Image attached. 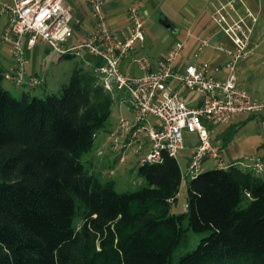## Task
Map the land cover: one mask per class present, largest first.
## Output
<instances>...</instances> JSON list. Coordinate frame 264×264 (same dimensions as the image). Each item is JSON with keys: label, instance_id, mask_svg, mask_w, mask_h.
<instances>
[{"label": "trees", "instance_id": "obj_1", "mask_svg": "<svg viewBox=\"0 0 264 264\" xmlns=\"http://www.w3.org/2000/svg\"><path fill=\"white\" fill-rule=\"evenodd\" d=\"M2 72L0 264H264L263 179L235 165L200 172L174 214L182 172L162 153L138 166L142 187L117 193L80 160L113 105L93 73L77 67L59 95L15 99ZM188 232L208 236L174 263Z\"/></svg>", "mask_w": 264, "mask_h": 264}, {"label": "built area", "instance_id": "obj_2", "mask_svg": "<svg viewBox=\"0 0 264 264\" xmlns=\"http://www.w3.org/2000/svg\"><path fill=\"white\" fill-rule=\"evenodd\" d=\"M235 1L219 5L212 15L213 28L226 42L215 47L222 60L181 66L177 59L185 42L175 43L155 61L137 51L145 40V12L139 5L127 9L126 26L112 27L105 9L108 0H84L89 17L82 19L75 17L67 0H0V16L5 17L1 39L10 48L2 79L17 88L42 85V77L25 71L26 52L36 46L79 57L118 108L125 107L130 114L121 115L109 132V146L119 152V161L131 149L140 152L145 146L148 151L139 165L159 162L162 153L176 159L184 149V135L194 134L198 143L182 178L193 179L206 159L226 169L231 165L224 163L221 142L211 141L209 127L228 125L239 114L264 112V99L238 81V64L249 54L251 28L246 19L249 12L238 15ZM209 46L208 37L199 38L192 56L198 59ZM134 68L140 76L134 75ZM220 71L225 72L224 78L214 76ZM182 91L195 92L196 105H187ZM244 169L259 177L263 160L253 156Z\"/></svg>", "mask_w": 264, "mask_h": 264}, {"label": "rangeland", "instance_id": "obj_3", "mask_svg": "<svg viewBox=\"0 0 264 264\" xmlns=\"http://www.w3.org/2000/svg\"><path fill=\"white\" fill-rule=\"evenodd\" d=\"M139 3L140 0H122L121 5L123 6V9H125L124 11H127L128 7L131 5H139ZM146 8L148 9V12L146 11L147 17L145 19L144 26V39H146L145 53L150 56V49L152 48V45L147 46V44H153L156 49H159L160 46L165 47L166 45H169L174 37L160 24L161 18L158 10L153 11L150 6ZM170 9H172L171 6ZM167 15H169L172 20L174 19L172 14ZM4 24L5 17L0 16V66H5L10 61V48L1 39ZM110 26L118 27L115 22H111ZM166 34H169V37L165 36ZM71 42L74 41L71 40ZM159 50L161 51V49ZM26 58L28 60V64L25 66L26 73L30 75L36 72L37 75L43 78V84L35 88H17L6 81H3V88L15 99H20L23 93H28L30 96L40 99L50 95H59L61 87L68 82L73 69L77 67L88 69L79 57L63 59L56 52L43 46H36L34 49L27 51ZM134 75L140 76L141 73L134 68ZM182 93L186 104L198 99L195 92L182 91ZM184 94L186 96L189 95V97L186 98ZM120 115L128 118L129 113L125 107H122L120 113L118 104L113 101L111 113L104 128L97 133V137L95 138L91 150L84 153L80 160L86 169H90L87 161L96 157L98 151L97 149L100 147L102 156L95 158L94 173L103 183L112 182L114 190L117 193H125L136 191L144 184L143 180L137 174V168L139 166L140 159L148 151V147L145 146V148L140 152H137L136 148H133L126 153L122 161H119V152L112 150L109 146V131L116 127ZM261 115L264 116V112L261 113ZM233 122L236 127V131L232 134V147H238L241 150L246 151L248 157L261 154L262 150L260 149L261 151L257 152V149L260 145L264 144V120L261 121L258 115L239 114L233 117ZM240 123L243 125H240ZM229 127L230 125L209 127V129H212L211 136L221 141L223 135L230 129ZM100 138L105 139V144H100V141H98ZM187 138L191 144H196V135L188 134ZM226 152H224L223 157L224 163L227 165L228 160ZM186 155L187 151L184 150L180 151L176 157V161L178 162L182 174H185L186 172ZM246 164H248L247 160L242 161L240 164L241 166L239 167L244 169V165ZM202 167L203 170L208 171L216 169L217 165L215 161L209 159L206 160V163L202 165ZM260 177L264 180V172ZM188 181V177H183L179 193L177 195V201L171 209V212L174 214H180L184 211ZM79 224L80 223L77 221L76 227H78ZM185 226H187L186 223ZM206 236H208V233L194 234L192 232H188V242L178 249L174 255V263L177 262L179 256L193 251L197 247L200 240Z\"/></svg>", "mask_w": 264, "mask_h": 264}, {"label": "crops", "instance_id": "obj_4", "mask_svg": "<svg viewBox=\"0 0 264 264\" xmlns=\"http://www.w3.org/2000/svg\"><path fill=\"white\" fill-rule=\"evenodd\" d=\"M68 1L72 6L73 13L76 18L82 19L89 17V10L85 5L84 0ZM230 1L233 0H140L139 5L141 11H143V13L145 12V19L147 17L146 11L148 12V9L146 7L150 6L151 10L153 11L158 10L161 18L160 21L166 18L174 25V30L170 32L168 31L174 38L169 45H166L165 47L160 46L159 49H161V51L159 49H156L153 44H147V46L152 45V48L150 49L151 55L149 57L153 61L161 59L165 55L167 50L170 49L175 43L185 42L182 53L177 59L178 65L184 66L185 64H198L201 61L220 62L222 60V56L218 51L215 50V47L219 43L226 42L222 34L213 28L212 15L219 5L226 4ZM121 2L122 0H108L105 6L109 23L115 22L119 27L127 25V11H124L125 9H123ZM234 5L237 11L236 13L240 16L245 17L246 10L249 12L250 16H248L246 19L248 25L251 28L250 40L248 44L249 54L247 55V58L240 61L238 64V81L240 86L248 90L253 96L259 99H264V0H237L235 1ZM170 6L172 9H170ZM167 14H172V16L174 17V21ZM165 36L169 37V34H166ZM201 37H208L210 46L204 50V52L198 59H196L192 56V53L196 46L197 40ZM145 49L146 39L144 40V44L142 47L138 46L137 51L139 53L146 54ZM7 66L8 63L5 66L0 67L2 69H6ZM214 76L217 78H224L225 72L220 71L214 73ZM185 97L188 98L189 95H185ZM197 101L198 99H195L187 105L194 106L196 105ZM121 109H119L120 113ZM258 116L261 121L264 120V116L261 115V113L258 114ZM232 123H234L233 118L231 119L228 126ZM209 130L211 141H219L222 144V140L228 131L223 135L220 141L212 137V129ZM187 135L188 134L184 135L185 146L182 151H187L186 158L188 161L193 153L194 147L198 143V140L196 139V144H191L189 139L187 138ZM98 141H100L101 145L105 144L104 138H100ZM232 144L233 139L226 146H222V155H224V152L227 151V165H235L239 167L241 166L240 164L242 163V161L247 160L248 162V159L253 157H248L246 151L241 150L238 147H232ZM97 150L98 151L95 158L102 156L100 147H98ZM258 151H261V154L256 155L255 157L263 159L264 162V144L258 147L257 152ZM95 158H91L87 161L89 163V170L91 173H94L95 170ZM206 160L202 165L206 163ZM203 171L205 170L202 169L201 172Z\"/></svg>", "mask_w": 264, "mask_h": 264}, {"label": "water", "instance_id": "obj_5", "mask_svg": "<svg viewBox=\"0 0 264 264\" xmlns=\"http://www.w3.org/2000/svg\"><path fill=\"white\" fill-rule=\"evenodd\" d=\"M160 24L165 27L169 32L174 30V25L166 18L161 20Z\"/></svg>", "mask_w": 264, "mask_h": 264}]
</instances>
